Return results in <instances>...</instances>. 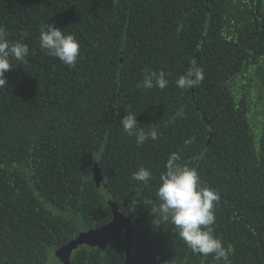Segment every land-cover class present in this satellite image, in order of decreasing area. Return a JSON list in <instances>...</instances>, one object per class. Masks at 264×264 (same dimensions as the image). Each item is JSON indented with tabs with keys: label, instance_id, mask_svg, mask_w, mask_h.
<instances>
[{
	"label": "trees",
	"instance_id": "16d2710c",
	"mask_svg": "<svg viewBox=\"0 0 264 264\" xmlns=\"http://www.w3.org/2000/svg\"><path fill=\"white\" fill-rule=\"evenodd\" d=\"M47 23L79 41L75 67L41 50ZM0 26L29 47L0 85V264H62L79 224L113 221L104 190L133 222L132 264H217L170 221L153 225L173 152L218 191L211 227L231 264H264V0H0ZM190 68L203 80L182 89ZM146 71L168 85L138 88ZM129 111L155 141L124 132ZM70 263L126 264L125 233Z\"/></svg>",
	"mask_w": 264,
	"mask_h": 264
},
{
	"label": "clouds",
	"instance_id": "9594fccd",
	"mask_svg": "<svg viewBox=\"0 0 264 264\" xmlns=\"http://www.w3.org/2000/svg\"><path fill=\"white\" fill-rule=\"evenodd\" d=\"M21 37L29 35L22 32ZM40 48L46 55L57 58L68 67H75L80 56L79 41L72 34H65L64 29L58 28L54 23H47L40 29ZM29 55V47L20 41H10L8 33L0 26V85L8 83L5 74L15 66L13 59L24 62ZM203 80V72L198 68H190L181 75L176 84L180 88H191ZM165 73L161 71L147 72L137 87L152 89L158 87L164 89L168 85ZM137 116L127 112L120 120V126L130 137L135 136L138 145L145 143L151 138L155 141L158 131L151 129L145 132L139 127ZM181 157L173 152L169 155L166 163V171L162 172L159 180L160 185L156 195L158 203H153V225L161 222H171L176 226L177 234L194 254L212 256L217 264H231L230 250L224 247L211 227L215 223V206L220 196L213 189L201 181L194 168L180 163ZM132 178L145 184L152 178L150 170L140 167L133 172ZM155 213L156 215H153Z\"/></svg>",
	"mask_w": 264,
	"mask_h": 264
},
{
	"label": "water",
	"instance_id": "95a60500",
	"mask_svg": "<svg viewBox=\"0 0 264 264\" xmlns=\"http://www.w3.org/2000/svg\"><path fill=\"white\" fill-rule=\"evenodd\" d=\"M94 176L96 182L100 183L102 180L100 168L94 169ZM104 194L107 202L112 207L114 214L113 221L101 229L82 232L76 240L72 241L58 251L56 253V257L62 262V264H71L70 256L75 249H78L79 246L88 245L104 250L111 241L115 240L123 232L125 233L126 264H132L133 240L136 235L133 222L131 219L124 217L123 214L119 212L118 205L108 190H104Z\"/></svg>",
	"mask_w": 264,
	"mask_h": 264
},
{
	"label": "rangeland",
	"instance_id": "374dc122",
	"mask_svg": "<svg viewBox=\"0 0 264 264\" xmlns=\"http://www.w3.org/2000/svg\"><path fill=\"white\" fill-rule=\"evenodd\" d=\"M75 223H76V224H79V222H78L77 219L75 220ZM78 227H79L80 231H82V232H83L84 229H85L84 226H83V223L79 224ZM55 264H56V263H55Z\"/></svg>",
	"mask_w": 264,
	"mask_h": 264
}]
</instances>
